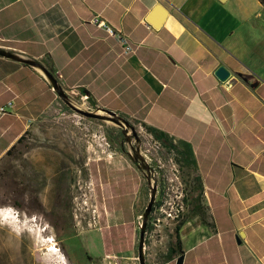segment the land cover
Wrapping results in <instances>:
<instances>
[{
  "label": "crops",
  "instance_id": "obj_1",
  "mask_svg": "<svg viewBox=\"0 0 264 264\" xmlns=\"http://www.w3.org/2000/svg\"><path fill=\"white\" fill-rule=\"evenodd\" d=\"M263 13L259 0H0V50L18 58L0 57V159L60 99L43 68L72 105L104 118L91 120L131 133L145 163L143 138L160 150L159 170L170 177L179 169L188 192L181 251L172 246L176 225H161L144 240L145 264H264ZM93 16L119 40L92 25ZM121 151L111 166H93L104 185L99 224L108 212L114 226L125 212L133 218L124 178L146 179ZM109 186L121 205L106 206ZM110 239L101 263L121 257Z\"/></svg>",
  "mask_w": 264,
  "mask_h": 264
},
{
  "label": "rangeland",
  "instance_id": "obj_2",
  "mask_svg": "<svg viewBox=\"0 0 264 264\" xmlns=\"http://www.w3.org/2000/svg\"><path fill=\"white\" fill-rule=\"evenodd\" d=\"M256 21L264 30V13ZM122 137L112 123L82 117L61 99L34 122L22 141L0 159V264H139V214L150 197L146 179L124 178L127 186L132 185L127 197L134 200L133 218L125 212L114 226L108 212L109 222L103 225L97 214L98 189L104 185L94 177L93 166L101 161L111 166L123 156L121 149L133 154ZM141 149L157 171L151 180L157 187L168 178L156 162L160 150L145 138ZM97 172L102 175L100 169ZM105 189L106 206L121 205L122 200L113 197L117 190ZM151 235L156 232L149 220L144 240ZM108 239L121 257L101 263L97 257Z\"/></svg>",
  "mask_w": 264,
  "mask_h": 264
},
{
  "label": "built area",
  "instance_id": "obj_3",
  "mask_svg": "<svg viewBox=\"0 0 264 264\" xmlns=\"http://www.w3.org/2000/svg\"><path fill=\"white\" fill-rule=\"evenodd\" d=\"M89 22L98 28L104 29L110 37L119 40L120 34L106 24L99 16H93ZM120 41L124 44V53H131L132 48L128 45L127 41L123 37ZM156 188L155 204L149 215L151 226L156 230L161 225H165L166 227L177 225L182 218L186 198V185L181 179L179 169L177 167L172 168L171 176Z\"/></svg>",
  "mask_w": 264,
  "mask_h": 264
},
{
  "label": "water",
  "instance_id": "obj_4",
  "mask_svg": "<svg viewBox=\"0 0 264 264\" xmlns=\"http://www.w3.org/2000/svg\"><path fill=\"white\" fill-rule=\"evenodd\" d=\"M0 57H4V58H8V59H12V60H18V58L9 53L6 52L4 50H0ZM25 63L33 65V66H37L35 63L30 62V61H25ZM42 70V72L44 73V75L46 76L47 80L49 81L51 87L53 88V91L56 92V94L58 95V97L75 113H77L78 115L88 118V119H104L102 116H99L95 113H91V112H87L81 108H78L74 105H72L67 96L64 94V92L60 89V87L58 86L56 80L51 76L50 73H48L45 69L40 68ZM216 77L221 80L224 81L228 78L229 76V72L224 68V67H220L218 68V70L215 73ZM110 119V121L114 122L115 124L123 127L126 126V124L120 120H116L115 118L108 116ZM124 124V125H123ZM133 154L131 155V159L134 161V163L138 166V168L144 172L148 185L150 186V197H149V202L146 206V208L144 209L142 215H141V224L139 225V243H138V263L139 264H145V258H144V235H145V231H146V227H147V221L149 218V215L151 213L152 207L155 203V199H156V185H151V175H150V166L145 163V161L142 159V157L139 154L138 148L137 150H132ZM176 264H182V257H179L176 261Z\"/></svg>",
  "mask_w": 264,
  "mask_h": 264
},
{
  "label": "trees",
  "instance_id": "obj_5",
  "mask_svg": "<svg viewBox=\"0 0 264 264\" xmlns=\"http://www.w3.org/2000/svg\"><path fill=\"white\" fill-rule=\"evenodd\" d=\"M262 4L264 3V0H259ZM23 137L20 138L18 140V143H20L22 141ZM118 139V138H117ZM14 147H12L6 154H10L11 150L13 149ZM155 204V203H154ZM148 226H149V220H148V223H147V229H148ZM146 229V230H147ZM178 224L174 227L173 229V243H172V246H173V251L174 252H180L181 251V248H180V239H179V235H178Z\"/></svg>",
  "mask_w": 264,
  "mask_h": 264
},
{
  "label": "flooded vegetation",
  "instance_id": "obj_6",
  "mask_svg": "<svg viewBox=\"0 0 264 264\" xmlns=\"http://www.w3.org/2000/svg\"><path fill=\"white\" fill-rule=\"evenodd\" d=\"M126 139H127L128 141H130V143H129V144H130V145H129L130 149H132V150H133V149H136V146H138V145H137L138 143H135V142H134L135 137H134V136H130V137H128V138H124V137H123L124 142L126 141ZM125 143H126V142H125ZM122 144H123V143H122Z\"/></svg>",
  "mask_w": 264,
  "mask_h": 264
},
{
  "label": "bare ground",
  "instance_id": "obj_7",
  "mask_svg": "<svg viewBox=\"0 0 264 264\" xmlns=\"http://www.w3.org/2000/svg\"><path fill=\"white\" fill-rule=\"evenodd\" d=\"M52 250H56V249L53 248ZM65 260H66V259H65Z\"/></svg>",
  "mask_w": 264,
  "mask_h": 264
}]
</instances>
